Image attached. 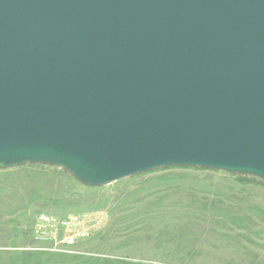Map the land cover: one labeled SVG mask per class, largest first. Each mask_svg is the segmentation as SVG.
Listing matches in <instances>:
<instances>
[{"label":"water","instance_id":"water-1","mask_svg":"<svg viewBox=\"0 0 264 264\" xmlns=\"http://www.w3.org/2000/svg\"><path fill=\"white\" fill-rule=\"evenodd\" d=\"M27 165L264 183V0H0V169Z\"/></svg>","mask_w":264,"mask_h":264},{"label":"rangeland","instance_id":"rangeland-1","mask_svg":"<svg viewBox=\"0 0 264 264\" xmlns=\"http://www.w3.org/2000/svg\"><path fill=\"white\" fill-rule=\"evenodd\" d=\"M69 218L88 231L82 255L47 250ZM0 264H264V183L167 168L89 188L48 166L0 169Z\"/></svg>","mask_w":264,"mask_h":264},{"label":"built area","instance_id":"built-area-1","mask_svg":"<svg viewBox=\"0 0 264 264\" xmlns=\"http://www.w3.org/2000/svg\"><path fill=\"white\" fill-rule=\"evenodd\" d=\"M55 222L56 221H54V223ZM59 226L60 228H58V231L59 229L62 230V235H59L60 233L58 232L57 236V230L53 232L51 231L52 229H50L49 232L51 233L50 235L52 236L51 238L54 244L47 250H53L54 252L68 255H82L81 253L75 251V246L80 241L87 239L89 236L88 231L83 223L77 218H69L65 221L60 222ZM36 233L38 235L44 233L43 226H41V224L36 228Z\"/></svg>","mask_w":264,"mask_h":264},{"label":"trees","instance_id":"trees-1","mask_svg":"<svg viewBox=\"0 0 264 264\" xmlns=\"http://www.w3.org/2000/svg\"><path fill=\"white\" fill-rule=\"evenodd\" d=\"M164 169H167V168H164Z\"/></svg>","mask_w":264,"mask_h":264}]
</instances>
